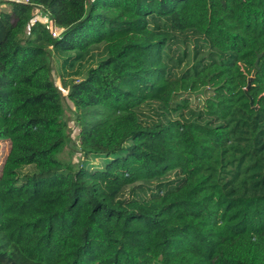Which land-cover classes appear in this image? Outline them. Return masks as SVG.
Returning <instances> with one entry per match:
<instances>
[{
	"label": "trees",
	"instance_id": "1",
	"mask_svg": "<svg viewBox=\"0 0 264 264\" xmlns=\"http://www.w3.org/2000/svg\"><path fill=\"white\" fill-rule=\"evenodd\" d=\"M32 2L61 34L0 9V264H264V0Z\"/></svg>",
	"mask_w": 264,
	"mask_h": 264
},
{
	"label": "rangeland",
	"instance_id": "2",
	"mask_svg": "<svg viewBox=\"0 0 264 264\" xmlns=\"http://www.w3.org/2000/svg\"><path fill=\"white\" fill-rule=\"evenodd\" d=\"M8 4L0 3V9H7ZM50 67H51V77L55 84L62 90L63 92V106L65 111V120L69 126L70 132V141L64 147V149L60 152L59 158L65 162L70 163L74 168H76L79 164V161L82 157L81 150V140H80V126L76 120V108L73 102L68 98V91L63 88L61 80H60V69L59 63L55 55H51L50 57ZM206 94L204 91H200L197 93H193L191 95V102L194 106H202L203 101ZM11 142L9 140L0 141V174L2 173V168L5 163V159L10 151ZM32 168H25L23 172L31 171Z\"/></svg>",
	"mask_w": 264,
	"mask_h": 264
},
{
	"label": "built area",
	"instance_id": "3",
	"mask_svg": "<svg viewBox=\"0 0 264 264\" xmlns=\"http://www.w3.org/2000/svg\"><path fill=\"white\" fill-rule=\"evenodd\" d=\"M0 3H16L33 7L32 23L41 22L45 24L54 38L61 34V29L55 25L53 18L42 8L35 5L32 0H0Z\"/></svg>",
	"mask_w": 264,
	"mask_h": 264
},
{
	"label": "water",
	"instance_id": "4",
	"mask_svg": "<svg viewBox=\"0 0 264 264\" xmlns=\"http://www.w3.org/2000/svg\"><path fill=\"white\" fill-rule=\"evenodd\" d=\"M262 57V53H259L258 54V58H257V61H256V66H257V68H259V59ZM251 102H252V100H251Z\"/></svg>",
	"mask_w": 264,
	"mask_h": 264
}]
</instances>
